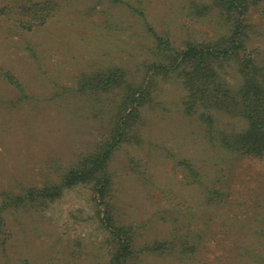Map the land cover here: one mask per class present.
<instances>
[{"label":"rangeland","instance_id":"rangeland-1","mask_svg":"<svg viewBox=\"0 0 264 264\" xmlns=\"http://www.w3.org/2000/svg\"><path fill=\"white\" fill-rule=\"evenodd\" d=\"M52 1L41 27L0 22V264H264V155L214 145L183 109L186 66L156 71L244 23L264 74V0L229 16L217 0ZM239 60L221 65L232 90ZM215 115L220 134L244 127ZM109 145L103 171L65 185ZM26 191L43 197L11 200Z\"/></svg>","mask_w":264,"mask_h":264},{"label":"trees","instance_id":"trees-1","mask_svg":"<svg viewBox=\"0 0 264 264\" xmlns=\"http://www.w3.org/2000/svg\"><path fill=\"white\" fill-rule=\"evenodd\" d=\"M4 1L0 0V5ZM241 1H252L254 4L258 2V0H217L216 3L220 4L224 9V13L229 16L238 11V5ZM55 11L56 4L52 0H13L10 4L0 6V22L1 20L11 21L15 28L31 31L34 28L43 26ZM229 32V36L222 42L213 44L214 48L201 49V51L188 48L181 59L180 65H171L167 69H160L157 66L156 71L159 75H168L176 72L181 65L186 66L183 69L184 81L182 84L185 86L188 95L183 101L184 111L188 114H198L197 117L205 125L206 134L214 145L216 144L229 153L243 157L260 158L264 155L263 68H259L250 55L243 54L245 41H247L244 23L238 27L237 25L232 26V28H229ZM155 41L159 46L160 38L155 37ZM236 56L241 57L235 69L239 76V84L236 89L232 90V84L226 79V70L223 69V72H221V65L224 61L234 59ZM7 76L9 75L6 74ZM116 77L115 79L114 74L109 73L106 76H101L98 82H101L104 78L105 81L110 83L112 79L116 81L120 78L119 75ZM130 102L132 105L133 99ZM137 107L136 105L134 110L127 114L125 120L135 119ZM219 111L228 114L230 118L242 120L244 127L236 132L232 129L228 133L224 131L220 134V131L216 130L215 127L217 121L215 112ZM123 124L125 125L126 122L124 121ZM228 126L231 127L233 124L229 122ZM215 134L220 136L216 137ZM111 146L109 145L108 149L103 150L97 156L85 159L80 171L73 170L69 173L65 185H70L77 174L82 178L91 176L90 172L93 168L103 171L111 154L113 147ZM186 167L188 168V166ZM42 192L30 195L32 192L26 191V195L23 197L11 196L13 197L11 200L14 199L15 203H21L25 199L26 202L34 203L43 197V195H40ZM9 199L8 203H11ZM5 206H9V204ZM3 209L4 203L1 204L0 211L2 212ZM127 249L129 250V244L125 246V251ZM120 261L119 256V261L117 258L116 262L111 264H121Z\"/></svg>","mask_w":264,"mask_h":264}]
</instances>
